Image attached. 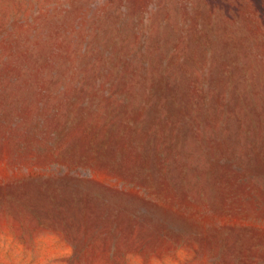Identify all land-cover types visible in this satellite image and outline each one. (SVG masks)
<instances>
[{
	"label": "rangeland",
	"instance_id": "1",
	"mask_svg": "<svg viewBox=\"0 0 264 264\" xmlns=\"http://www.w3.org/2000/svg\"><path fill=\"white\" fill-rule=\"evenodd\" d=\"M0 264H264V0H0Z\"/></svg>",
	"mask_w": 264,
	"mask_h": 264
}]
</instances>
